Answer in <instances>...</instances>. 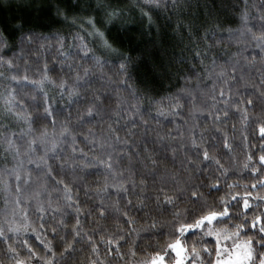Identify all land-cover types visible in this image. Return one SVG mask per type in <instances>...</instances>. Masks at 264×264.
I'll list each match as a JSON object with an SVG mask.
<instances>
[{
    "label": "clouds",
    "instance_id": "clouds-1",
    "mask_svg": "<svg viewBox=\"0 0 264 264\" xmlns=\"http://www.w3.org/2000/svg\"><path fill=\"white\" fill-rule=\"evenodd\" d=\"M0 264H264V0H0Z\"/></svg>",
    "mask_w": 264,
    "mask_h": 264
}]
</instances>
